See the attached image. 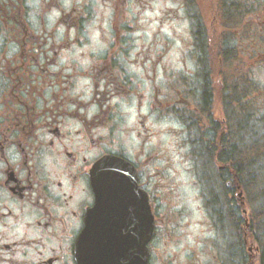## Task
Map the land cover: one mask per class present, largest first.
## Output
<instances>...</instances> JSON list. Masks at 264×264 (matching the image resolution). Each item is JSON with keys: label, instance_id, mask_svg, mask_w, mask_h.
<instances>
[{"label": "flooded vegetation", "instance_id": "obj_1", "mask_svg": "<svg viewBox=\"0 0 264 264\" xmlns=\"http://www.w3.org/2000/svg\"><path fill=\"white\" fill-rule=\"evenodd\" d=\"M146 5L0 0V264H78L77 241L96 200L91 172L106 156L130 161L148 193L154 264L159 215L142 170L144 139L155 135L152 115L180 109L171 94L159 101L149 73L157 68L146 67L145 59L159 65L164 55L157 42L145 44ZM130 137L144 157L129 152ZM145 163L154 166V156Z\"/></svg>", "mask_w": 264, "mask_h": 264}, {"label": "rangeland", "instance_id": "obj_2", "mask_svg": "<svg viewBox=\"0 0 264 264\" xmlns=\"http://www.w3.org/2000/svg\"><path fill=\"white\" fill-rule=\"evenodd\" d=\"M219 1L192 0L188 3L187 0H145L152 6L151 8L146 5V8H143L145 44L150 46L151 43L157 42L159 50L164 53L162 59L159 60V65L150 64L145 59L146 67L155 65L157 68L156 72L150 70L149 73L159 81L160 102L166 103L168 98L166 92L169 93L172 87L177 89L173 98L182 97L180 89L183 88L181 86L187 78L195 76V81H198L199 76L196 72L198 45H200V50L206 49L203 51L204 56L209 51L213 60L218 61V56H221L222 43L227 41L236 44V50L232 52L236 53L238 65L241 66L235 69L242 67L243 71L250 70L255 83L252 86L254 95L259 99L264 98V43L260 42L255 34L257 31L261 34L263 32L264 13L258 15L252 12L242 22L235 19L232 23L228 19L233 17L225 12L226 9L231 12L229 7L235 5V1L229 0L228 6L223 11ZM239 1L238 6L242 3L246 5V0ZM182 2L185 3L184 7L181 6ZM251 18L252 23H250ZM247 28L249 32L246 31ZM195 29H202V31H197V39L193 34ZM227 30L230 40H227ZM251 33H254L252 39L249 37ZM191 49L194 50L193 55ZM230 51L227 52L230 53ZM217 64L218 66L214 68L219 72L216 73V77L214 76L213 84L210 83L213 85V94L210 98L212 104L215 105L212 122L207 120L204 113L202 119L194 118L195 116L190 117V114L185 113L184 110H178V115L174 117L155 113L152 115L155 135L150 139H144L145 153L148 156L142 162V170L145 177L152 178L155 207L159 215L157 237L154 242L156 249L154 264H221V252L227 264L240 262L235 252L239 244L234 243L230 247V244L234 242V239H230L233 230L231 224L228 221L227 229L220 233L207 206L209 193L206 179L215 175L217 170L224 165L209 166V160L203 165L204 157L201 156L200 149L202 142L204 143L203 139L211 141L212 135L215 134L218 135L215 136L218 139L224 134L223 130L229 131L226 121L232 119L230 107L226 106H232V95L227 90L225 91L226 99H224L225 86L222 89L221 83L217 84L222 68L219 62ZM147 88L150 89V86ZM235 104L236 101L233 105ZM258 104L259 106L255 105L254 108H259L258 110L264 113V102H258ZM144 112L146 115L149 113L146 105ZM262 117L264 123V115ZM223 119H225V124ZM257 119L254 117V124ZM149 122L151 124V118ZM256 125L260 124L256 123L254 129L264 130V125L259 129ZM128 150L144 157L139 142L131 137L128 139ZM149 155L154 156L156 162L151 168H148L145 163ZM216 176L218 178L217 174ZM214 179L209 185L218 188ZM230 186L235 190L236 198L244 200V193L238 181L235 184L230 180L228 187ZM229 242V247H227ZM255 247L254 245L252 251L248 249L249 264H258L260 261V255L256 250L254 251Z\"/></svg>", "mask_w": 264, "mask_h": 264}, {"label": "trees", "instance_id": "obj_3", "mask_svg": "<svg viewBox=\"0 0 264 264\" xmlns=\"http://www.w3.org/2000/svg\"><path fill=\"white\" fill-rule=\"evenodd\" d=\"M250 6L246 2V5L242 3L241 6L235 4L229 7L231 12L226 9L225 13L230 14L233 18L228 20L232 23L235 19L242 22L252 12L258 15L264 13V1L256 0L255 11H251L252 6ZM250 23H252V18ZM262 29V34L258 31L255 34L258 40L260 39V42L264 43V25ZM199 31H202V29H199ZM246 31L249 32V29L247 28ZM228 33L227 30V40H230ZM198 46L196 72H198L199 79L198 81L193 80L194 83L191 85L200 86V89L194 87V90L203 93L205 102L203 106L206 107L203 108V113L207 115V120L212 121L211 112L215 106L212 104L210 96L213 94V85L211 84H213L216 73L219 72L214 68V66H218L217 62L221 64L222 68L221 77L218 79L217 84L221 83L222 89L225 86L224 99H226L225 91H230L232 95V106L226 105L230 107L232 118L231 121H226L227 128H229L227 130L229 131L223 130L224 134L219 137L220 140L215 137L216 134L212 135L211 141L203 139L204 143L202 142V148H200L201 156L204 157V164L209 160L208 165L216 166V163L224 165L223 171L217 170L215 173L219 177L221 188H219V182L216 183L218 189L212 186L207 187V190H209L208 206L212 211L213 221L220 232H225L228 221L231 224L233 230L230 239H234V242L232 244L229 242L227 247H229V244L230 247L234 243L239 244L235 251L240 260L238 264H249L248 248L251 245H255L260 249L258 264H264V130L254 129L256 123L260 124L256 125L258 129L264 125L262 117L264 113H261L258 110L259 108H254L255 105L259 106L258 102L263 103L264 98H255L252 87L255 84L252 72L250 70L243 71L242 67L238 70L235 69V67L241 66L238 65L239 61L235 55L236 53L232 52L236 50L235 43L231 41L222 43L221 56H218V61L213 60L209 51L204 56L203 51L206 49L200 50V45ZM228 50H231L230 53L227 52ZM235 101L236 104L233 105ZM254 117L258 118L255 124ZM249 143H251L250 147ZM210 178L207 180L209 181ZM234 179L238 181L244 193V205L242 203L240 206L238 205L235 199V190L227 186V181ZM245 210L248 211L247 215L244 213ZM221 260L223 264H227L223 254Z\"/></svg>", "mask_w": 264, "mask_h": 264}, {"label": "water", "instance_id": "obj_4", "mask_svg": "<svg viewBox=\"0 0 264 264\" xmlns=\"http://www.w3.org/2000/svg\"><path fill=\"white\" fill-rule=\"evenodd\" d=\"M92 186L96 205L78 242L81 264H148L153 217L134 168L120 158H104L92 171Z\"/></svg>", "mask_w": 264, "mask_h": 264}]
</instances>
